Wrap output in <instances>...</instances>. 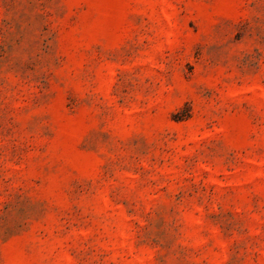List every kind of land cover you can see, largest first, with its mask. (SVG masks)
<instances>
[{"label": "rangeland", "instance_id": "rangeland-1", "mask_svg": "<svg viewBox=\"0 0 264 264\" xmlns=\"http://www.w3.org/2000/svg\"><path fill=\"white\" fill-rule=\"evenodd\" d=\"M0 264H264V0H0Z\"/></svg>", "mask_w": 264, "mask_h": 264}]
</instances>
